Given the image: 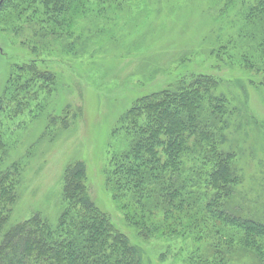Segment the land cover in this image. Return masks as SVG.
<instances>
[{
    "label": "rangeland",
    "instance_id": "rangeland-1",
    "mask_svg": "<svg viewBox=\"0 0 264 264\" xmlns=\"http://www.w3.org/2000/svg\"><path fill=\"white\" fill-rule=\"evenodd\" d=\"M252 2L85 0L66 40L40 57V70L53 74L54 84L45 83L25 112L4 124L0 171L11 168L20 178L6 230L36 215L56 225L65 209L66 171L80 162L91 199L141 251L145 264H202L214 237L204 232L200 240L194 233L169 238L160 232L143 238L128 218L132 208L107 186L112 157L129 147L122 119L134 103L197 74L215 78L217 92L231 104L221 149L237 155L242 183L232 204L262 218L264 68L250 70L242 61L245 52L258 50L245 36L244 14ZM3 23L1 18L0 102L14 67L35 58L17 30Z\"/></svg>",
    "mask_w": 264,
    "mask_h": 264
},
{
    "label": "trees",
    "instance_id": "trees-1",
    "mask_svg": "<svg viewBox=\"0 0 264 264\" xmlns=\"http://www.w3.org/2000/svg\"><path fill=\"white\" fill-rule=\"evenodd\" d=\"M84 11L85 0L0 4L3 24L17 30L22 46L35 57L15 66L5 86L1 151L6 150L5 122L25 112L45 83L55 82L53 74L40 70V57L51 55L52 46L66 40L64 34ZM244 19L249 22L245 36L258 50L245 52L242 61L259 72L264 68V58H258L264 57V0H253ZM218 86L212 76L191 75L136 101L122 119L123 129L125 123L129 127V147L112 157L107 186L132 208L128 218L143 238L194 233L200 240L207 232L215 239L202 264H238L245 258L264 264V215L256 218L232 204L242 182L237 155L221 149L233 113ZM57 121L52 118L54 125ZM19 180L11 168L0 171V264H145L141 251L91 199L84 163L66 171L65 209L56 225L36 215L6 230Z\"/></svg>",
    "mask_w": 264,
    "mask_h": 264
},
{
    "label": "flooded vegetation",
    "instance_id": "flooded-vegetation-1",
    "mask_svg": "<svg viewBox=\"0 0 264 264\" xmlns=\"http://www.w3.org/2000/svg\"><path fill=\"white\" fill-rule=\"evenodd\" d=\"M0 3H1V0H0Z\"/></svg>",
    "mask_w": 264,
    "mask_h": 264
}]
</instances>
